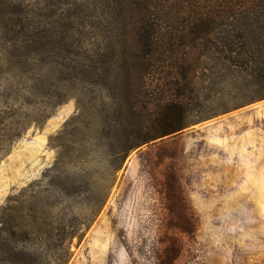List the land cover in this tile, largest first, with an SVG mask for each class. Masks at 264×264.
<instances>
[{
    "label": "rangeland",
    "instance_id": "374dc122",
    "mask_svg": "<svg viewBox=\"0 0 264 264\" xmlns=\"http://www.w3.org/2000/svg\"><path fill=\"white\" fill-rule=\"evenodd\" d=\"M12 1L35 25L88 6ZM81 31L101 44L102 27ZM4 48L0 35V264H264V97L244 74L203 65L186 127L121 161L102 124L110 90L58 74L81 59L27 51L20 67Z\"/></svg>",
    "mask_w": 264,
    "mask_h": 264
},
{
    "label": "trees",
    "instance_id": "16d2710c",
    "mask_svg": "<svg viewBox=\"0 0 264 264\" xmlns=\"http://www.w3.org/2000/svg\"><path fill=\"white\" fill-rule=\"evenodd\" d=\"M92 2L45 10L38 29L19 4L0 0V35L14 66L24 67L27 51L82 60L58 74L76 88L110 90L114 109L105 111L102 124L119 160L186 127L199 102L193 82L203 65L221 78L244 74L246 91L264 97V0H100V12ZM99 27L102 42L89 49L81 28ZM72 32L79 37L72 39Z\"/></svg>",
    "mask_w": 264,
    "mask_h": 264
}]
</instances>
